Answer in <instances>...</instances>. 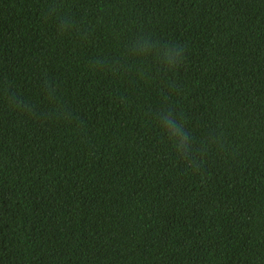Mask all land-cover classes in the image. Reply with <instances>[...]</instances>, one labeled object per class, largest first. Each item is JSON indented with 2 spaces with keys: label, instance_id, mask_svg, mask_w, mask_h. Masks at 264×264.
Wrapping results in <instances>:
<instances>
[{
  "label": "trees",
  "instance_id": "16d2710c",
  "mask_svg": "<svg viewBox=\"0 0 264 264\" xmlns=\"http://www.w3.org/2000/svg\"><path fill=\"white\" fill-rule=\"evenodd\" d=\"M0 264H264V0H0Z\"/></svg>",
  "mask_w": 264,
  "mask_h": 264
},
{
  "label": "clouds",
  "instance_id": "9594fccd",
  "mask_svg": "<svg viewBox=\"0 0 264 264\" xmlns=\"http://www.w3.org/2000/svg\"><path fill=\"white\" fill-rule=\"evenodd\" d=\"M151 39V37H149ZM152 40L151 44H147V55L154 57L158 64L166 71H174L179 68L183 63L186 53V48L179 44H160L157 40ZM164 49L161 53L160 49ZM143 50V49H142ZM161 113H167L166 110H162L158 114L157 123L160 126L161 139L169 144L174 150L175 155L186 163L189 168H199V156L192 154L188 150L183 148L185 141H192V136L186 130L185 122L178 119L175 116L168 118L167 115H161ZM161 120H164L170 127H161ZM197 150L196 152H198ZM191 157V159L189 158Z\"/></svg>",
  "mask_w": 264,
  "mask_h": 264
}]
</instances>
